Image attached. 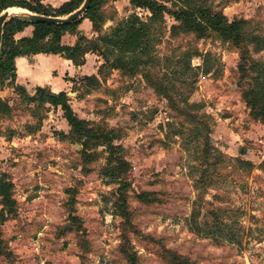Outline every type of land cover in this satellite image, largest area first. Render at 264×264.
I'll return each mask as SVG.
<instances>
[{"label":"rangeland","instance_id":"1","mask_svg":"<svg viewBox=\"0 0 264 264\" xmlns=\"http://www.w3.org/2000/svg\"><path fill=\"white\" fill-rule=\"evenodd\" d=\"M156 1L176 8V0ZM196 3L227 23L244 21V39L235 44L210 29L197 38L164 16L154 30L157 67L131 75L93 53L87 73L97 83L70 80L75 116L112 132L122 148L127 168L117 183L104 175V148H82L59 108L0 85V180L13 200L9 214L0 198V264H176L174 256L187 264H264V123L245 105L253 71L243 77L239 68L264 63V47L250 40L264 39V0ZM122 4L114 24L149 16ZM104 13L113 17L109 6ZM193 50L191 66L208 54L209 73L164 91L166 58ZM191 130L200 132L197 142Z\"/></svg>","mask_w":264,"mask_h":264},{"label":"trees","instance_id":"2","mask_svg":"<svg viewBox=\"0 0 264 264\" xmlns=\"http://www.w3.org/2000/svg\"><path fill=\"white\" fill-rule=\"evenodd\" d=\"M83 0H64L58 8L45 6L41 0H0V14L5 10L16 8L25 10L31 14L44 17L63 18L78 9ZM107 0H92L89 8L79 16L78 19L67 25L53 24L46 22H32L27 18L15 16L4 23L0 43V79L1 86L7 84L15 90H20L25 96L40 104H48L53 108H59L62 117L66 121L71 136L82 146V148L103 147L108 154L104 175L109 178L110 183H117L121 175L126 171L127 164L120 154L122 148L115 145V136L112 132L96 131L88 122L75 116L71 110L68 98L64 92L53 94L47 89L36 88L33 96H28L25 89L16 86L14 60L18 57H30L36 54L59 55L72 62L74 66H81L84 63V56L87 53H96L112 69L126 71L134 74L137 69L148 66H158V60L154 54L156 25L163 24V17L168 16L175 23H178L182 30L194 33L197 38H203L208 29L214 31L225 40H231L238 44L244 39L240 33V27L244 21L233 20L230 23L220 13L211 12L207 6L196 5V0H176L175 9L167 8L156 0H129L133 10H140L148 13V17L142 20L137 14L132 13L125 19L120 20L114 26L102 31V26L107 17L102 10ZM173 5V6H174ZM188 6L187 8L185 6ZM83 19H88L92 29L97 33L96 38L87 39L79 34L77 30ZM27 27H32L30 36L17 38ZM178 29L171 26L170 31ZM76 36V42L72 46L61 44V37L65 34ZM256 45L264 47L263 38H250ZM199 56L196 50L185 52L177 61L166 58L170 68L160 79L164 91H175L176 83L181 86L190 87L197 72L209 73V55L202 56V66L192 67L190 60ZM169 60V61H168ZM243 77L249 73L252 86L248 85L245 92V105L249 109L250 117L259 119L264 123V63H249L239 66ZM85 80L97 83L95 76L85 77ZM0 105L3 102L0 100ZM199 108V106H190ZM196 123H201L199 117H191ZM196 142L199 140L200 132L191 130ZM11 185L0 180V198L2 205L7 212H13V200L11 198ZM178 259L176 264H187L184 260Z\"/></svg>","mask_w":264,"mask_h":264},{"label":"crops","instance_id":"3","mask_svg":"<svg viewBox=\"0 0 264 264\" xmlns=\"http://www.w3.org/2000/svg\"><path fill=\"white\" fill-rule=\"evenodd\" d=\"M41 3L45 6L58 8L64 3V0H41ZM119 3H123V9L124 7H128L131 11L132 8L129 5V0H107L102 10L105 11L107 6L111 7L113 10V17L112 19L106 18L102 26L103 30L114 24L112 20L121 17V7ZM25 30H28L27 34L24 33ZM25 30L16 37L30 36L32 27H27ZM77 30L80 35H83L87 39H94L97 36V33L93 31L92 24L88 19H83ZM75 42V35L66 33L61 37L62 45L72 46ZM93 57V54H85L84 63L81 66H74L71 61L59 55L36 54L30 57L15 58L14 84L22 87L29 94H32L36 88H42L47 89L53 94L64 92L67 95L69 93V87H71L70 80L74 79L76 76L89 77L91 75L87 73V71L89 70V65H92L90 61H94L92 59L96 58ZM2 94H4V92L0 91V95Z\"/></svg>","mask_w":264,"mask_h":264},{"label":"water","instance_id":"4","mask_svg":"<svg viewBox=\"0 0 264 264\" xmlns=\"http://www.w3.org/2000/svg\"><path fill=\"white\" fill-rule=\"evenodd\" d=\"M91 1L92 0H83L81 6L78 9H76L75 11H73L72 13H70L69 15L63 18L39 16V15L31 14L25 10H21V12H19V16L27 18L29 21L32 22H46V23L67 25L78 19L79 16L82 15L89 8ZM8 13H9V9L5 10L0 14V43H1L3 25L5 22H7L10 19L8 18Z\"/></svg>","mask_w":264,"mask_h":264},{"label":"bare ground","instance_id":"5","mask_svg":"<svg viewBox=\"0 0 264 264\" xmlns=\"http://www.w3.org/2000/svg\"><path fill=\"white\" fill-rule=\"evenodd\" d=\"M19 12H21V9H16V8L9 9L8 16L17 14Z\"/></svg>","mask_w":264,"mask_h":264}]
</instances>
